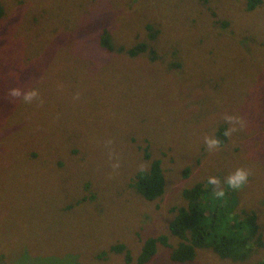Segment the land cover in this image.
Here are the masks:
<instances>
[{"label": "rangeland", "instance_id": "1", "mask_svg": "<svg viewBox=\"0 0 264 264\" xmlns=\"http://www.w3.org/2000/svg\"><path fill=\"white\" fill-rule=\"evenodd\" d=\"M249 2L0 0V108L11 88L38 92L16 98L0 126V264H125L110 252L120 243L134 264L144 238L169 232L184 188L209 177L230 188L237 168L249 176L232 189L236 212H253L264 239V0ZM103 28L112 51L99 44ZM138 42L156 60L129 57ZM220 125L237 129L224 155L233 149L239 165L205 143ZM152 160L165 191L147 201L131 182ZM169 252L158 247L146 264H180ZM246 259L264 260V249ZM182 264L239 263L201 251Z\"/></svg>", "mask_w": 264, "mask_h": 264}, {"label": "trees", "instance_id": "2", "mask_svg": "<svg viewBox=\"0 0 264 264\" xmlns=\"http://www.w3.org/2000/svg\"><path fill=\"white\" fill-rule=\"evenodd\" d=\"M258 3L259 0H250L247 9L251 10ZM2 16L3 10L0 7V20ZM147 30L151 29L147 28ZM100 31V46L112 51L114 48L110 42L108 29L103 28ZM76 32L75 28L73 36L70 38H75ZM154 36V33L150 34L151 38H154ZM61 47L64 49L66 46ZM122 48L125 49L124 47ZM153 52V48L143 42H138L126 50V54L129 57L133 58L147 54L154 61L156 57L152 55ZM54 56L47 63L51 62ZM44 70L45 67L43 66L40 73H43ZM33 75H29V79H32ZM3 87L4 85L0 86V95L5 93ZM18 102V100H13V103L8 108H0L1 127L5 126L7 121L4 112L13 111ZM225 132V126L220 125L213 134V137L220 141V145L216 149L220 154L218 161L228 159V164L230 161L238 164V160L235 157L230 159L233 149L228 155H224L228 145ZM70 152L78 155V146L72 145ZM34 157L37 159L38 153ZM143 157L147 161L150 159L148 151H144ZM54 165L56 168L62 167L59 164ZM186 171H189V169ZM204 179H199L193 185L182 190L181 196L184 204L173 208L174 215L168 224L169 232L144 238L134 264L148 263L156 254L158 247L170 248L169 259L172 263H186L194 260L199 252L210 251L221 260L230 259L239 264H264V260L245 263L247 260L246 256L250 252L264 249V239L259 232L260 227L257 223L256 215L246 210L236 212L238 204L236 192L230 188H224L225 195L216 197L214 195L215 186L208 184V178ZM85 186L86 184L84 189ZM164 186L165 180L158 160H152L147 170L137 172L131 182V187L135 193L147 201L161 197L165 191ZM87 196L89 200L94 198L93 194ZM220 199L221 201H219ZM81 201L84 203L87 200L82 198ZM79 203L81 202L78 200L76 204ZM170 237L177 239V242L170 244ZM124 246L121 243L111 246L110 252L122 254L125 264H131L133 261L131 252Z\"/></svg>", "mask_w": 264, "mask_h": 264}, {"label": "clouds", "instance_id": "3", "mask_svg": "<svg viewBox=\"0 0 264 264\" xmlns=\"http://www.w3.org/2000/svg\"><path fill=\"white\" fill-rule=\"evenodd\" d=\"M38 96V92L36 90H29L25 92L22 88L16 87L11 88L8 90V97L10 100H15L16 98H21L23 101L30 103L34 99H36ZM78 98V97H77ZM224 119L230 124H240L241 127L244 126V120L242 117L238 116H232V115H226ZM237 131L235 127H231L228 131L225 132V135H230L232 132ZM109 144L111 141L108 142ZM205 143L209 150H212L213 148H217L220 145V141L215 137H205ZM114 169H118L120 167L119 163L112 165ZM141 171H145V167L141 166ZM249 171L244 168H237L233 173H231L227 179L224 181V183L230 187L231 189L238 190L241 189L248 180ZM208 184L214 185V195L216 197H223L225 195L224 188L221 186V181L217 177H209L208 178Z\"/></svg>", "mask_w": 264, "mask_h": 264}]
</instances>
